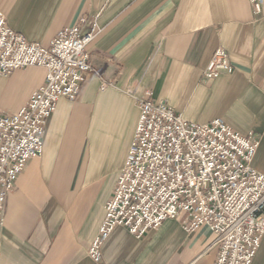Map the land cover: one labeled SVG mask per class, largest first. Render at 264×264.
I'll list each match as a JSON object with an SVG mask.
<instances>
[{
	"label": "crops",
	"instance_id": "1",
	"mask_svg": "<svg viewBox=\"0 0 264 264\" xmlns=\"http://www.w3.org/2000/svg\"><path fill=\"white\" fill-rule=\"evenodd\" d=\"M8 25L48 45L82 16L97 23L88 45L94 71L79 96L59 99L44 147L9 193L0 231L1 264H215V233L167 219L138 237L117 227L102 259L89 256L132 145L139 107L128 93L151 91L186 120L220 119L259 142L264 172V0H0ZM218 48L233 71L207 78ZM30 66L0 75V109L17 112L45 83ZM252 264H264V237Z\"/></svg>",
	"mask_w": 264,
	"mask_h": 264
},
{
	"label": "built area",
	"instance_id": "2",
	"mask_svg": "<svg viewBox=\"0 0 264 264\" xmlns=\"http://www.w3.org/2000/svg\"><path fill=\"white\" fill-rule=\"evenodd\" d=\"M250 2L262 10L263 0ZM96 34L97 23L82 16L44 45L10 27L0 11V75L30 66L46 71L45 83L17 112L0 109V231L9 193L27 162L43 152L47 119L59 99L79 96L94 71L87 47ZM232 71L227 51L218 48L204 75ZM128 93L140 110L136 133L90 244L91 259L101 261L119 226L141 237L167 219H182L189 232L202 225L213 230L215 264H252L264 237V172L253 166L258 140L220 119L188 121L151 91Z\"/></svg>",
	"mask_w": 264,
	"mask_h": 264
}]
</instances>
